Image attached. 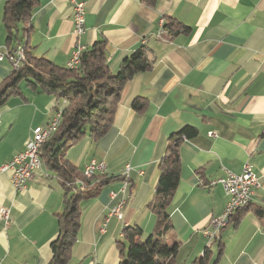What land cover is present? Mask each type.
Wrapping results in <instances>:
<instances>
[{
    "label": "crops",
    "instance_id": "1",
    "mask_svg": "<svg viewBox=\"0 0 264 264\" xmlns=\"http://www.w3.org/2000/svg\"><path fill=\"white\" fill-rule=\"evenodd\" d=\"M35 1L29 24L18 22L15 37L7 41L0 0V43H27V55L69 65L75 43L69 1ZM84 1L81 43L88 47L105 40L112 72L145 44L152 67L125 82L105 134L97 141L85 135L64 151L79 174L76 180L91 159L105 167L95 179L110 178L80 203L69 264H118L126 250L125 226L138 224L142 239L149 234L156 215L145 206L154 193L159 160L170 136L185 126L196 134L180 142L179 183L166 209L172 226L168 238L180 243L175 264H264V220L255 212L264 210V0ZM159 19L182 24L186 31L158 38ZM11 71L8 61H0V87ZM19 88L22 95L10 96L0 107V166L24 149L33 127L47 124L56 106L65 103L32 91L24 81ZM135 98L145 103L141 111L131 106ZM245 162L259 186L250 205L236 211L208 245L202 231L227 202L222 186L209 182L226 171L239 173ZM128 166L122 220L107 217L124 195ZM94 181L80 190H93ZM63 197L61 178L44 163L22 190L14 188L9 170H0V208L6 207L11 219L5 226L0 218V264H47Z\"/></svg>",
    "mask_w": 264,
    "mask_h": 264
},
{
    "label": "trees",
    "instance_id": "2",
    "mask_svg": "<svg viewBox=\"0 0 264 264\" xmlns=\"http://www.w3.org/2000/svg\"><path fill=\"white\" fill-rule=\"evenodd\" d=\"M35 7V0H4L2 22L7 41L15 37L18 22L29 24ZM24 30L27 31V28ZM183 31H186V26L182 24L164 22L163 34L158 38L173 36ZM20 45L26 59L18 69H12L0 87V107L10 96L22 95L19 88L22 81L32 91L46 92L65 102L60 110L56 130L41 145L40 159L49 170L57 173L64 188L62 211L58 214L59 229L56 237L50 242L51 258L47 264H69L80 229V203L84 199L94 197L100 186L110 178L96 180L95 175L88 178L82 172L83 175L76 180L79 174L75 167L63 158L64 151L69 143L85 135L97 141L106 133L112 124L125 82L135 73L151 69L152 60L148 56L149 49L142 44L138 50L122 60L116 72H112L107 64L106 42L98 40L91 46H86L76 67L59 66L46 58L32 57L29 53L27 55V43ZM144 105L140 98H135L131 104L137 111H141ZM195 134V128L185 126L170 136L159 160V175L154 193L145 206L156 215L154 227L143 239L142 228L138 224L123 228L126 250L121 251L118 264H175L180 243L168 238L172 226L166 209L179 183L180 142L183 138H191ZM92 181L97 185L89 192L78 187V182L89 186ZM255 212L264 220L263 209L257 208ZM203 259L201 257L198 260Z\"/></svg>",
    "mask_w": 264,
    "mask_h": 264
},
{
    "label": "built area",
    "instance_id": "3",
    "mask_svg": "<svg viewBox=\"0 0 264 264\" xmlns=\"http://www.w3.org/2000/svg\"><path fill=\"white\" fill-rule=\"evenodd\" d=\"M72 10L73 21V35L75 36L74 48L67 60L66 64H73L75 67L80 62L82 52L85 50L86 45L81 43L80 37L85 32V1L84 0H68ZM163 19H159L156 36L160 37L162 32ZM8 61L13 69H18L22 63L19 59L17 45L8 47L0 43V61ZM57 107V106H56ZM58 108V107H57ZM60 110L54 111V115L49 122L43 126L37 125L31 129V135L25 143V147L20 152L13 155L8 161L0 166V170H9L10 179L15 189L22 190L26 188L27 182L32 178L33 171L43 165L41 159H35V152H41V141L47 136L52 134V126H58L60 119ZM209 135L214 136V131H209ZM103 163L91 159L84 167V176L88 178L93 177L94 173L103 171ZM129 166L126 167L123 176L124 183L121 191L124 195L115 200L114 204L110 207L107 217L114 216L118 220L122 219V209L126 202V186L129 178ZM210 184H220L227 196L226 205L217 219H213L210 223V228L203 229V235L208 240L216 239L219 236V231L224 227L231 218V209L233 204L238 202L244 197H253L254 189L259 186L258 178L249 162H245L242 170L239 173L226 171L225 175L212 179ZM117 193H112L115 198ZM105 218V221L107 220ZM0 218L4 225L7 226L10 222L9 210L6 207L0 208ZM102 231L103 228L101 229Z\"/></svg>",
    "mask_w": 264,
    "mask_h": 264
},
{
    "label": "bare ground",
    "instance_id": "4",
    "mask_svg": "<svg viewBox=\"0 0 264 264\" xmlns=\"http://www.w3.org/2000/svg\"><path fill=\"white\" fill-rule=\"evenodd\" d=\"M17 50H18V53H19V59H20V61L22 62V61L25 59V57H26L25 52H24V50H23V47H22L21 45H18V46H17ZM66 66H67V65H66ZM68 66H69V67H73L74 65H73V64H69ZM56 127H57V126H52V132H54V131L56 130ZM49 137H50V136H47V137H45L44 139H42V141H41V145H42L45 141H47ZM40 153H41V152H35V159H40ZM83 173H84V171H83ZM87 177H88V176H87ZM78 187L81 189V188L83 187V184H82V183H81V184H78ZM251 200H252V197H244V198H242L241 200H238V202H236L235 204H233V208L231 209V215H232L235 211H237V210H239V209H242V208L246 207L247 205H249V204L251 203ZM218 217H219V216L214 217L213 219H217ZM213 219H211L210 223H213Z\"/></svg>",
    "mask_w": 264,
    "mask_h": 264
},
{
    "label": "rangeland",
    "instance_id": "5",
    "mask_svg": "<svg viewBox=\"0 0 264 264\" xmlns=\"http://www.w3.org/2000/svg\"><path fill=\"white\" fill-rule=\"evenodd\" d=\"M72 32H73V30H72ZM18 45H20V43H19ZM73 48H74V45H73ZM72 50H73V49H72ZM25 59H26V58H25ZM24 61H25V60H24ZM24 61H23V62H24ZM10 65H11V64H10ZM67 66H68V65H67ZM11 67H12V66H11ZM12 69H13V68H12ZM30 135H31V134H30ZM29 137H30V136H29ZM27 140H28V139H27ZM27 140H26V141H27ZM45 142H46V141H45ZM7 161H8V160H7ZM96 161H97V160H96ZM98 162H100V161H98ZM100 163H103V162H100ZM103 165H104V163H103ZM104 168H105V167H103V171H104ZM103 171H101V172H103ZM96 173H97V172H96ZM96 173H94V175H95ZM99 173H100V172H99ZM94 175H93V176H94ZM78 183L81 184L82 182H78ZM216 217H217V216H216ZM120 220H122V219H120ZM205 242H207L206 244L209 245L212 241L210 242V240L207 239V241H205ZM209 248H210V250H212V252L215 254V252H214V251H215V249H214V245H213V244L210 245Z\"/></svg>",
    "mask_w": 264,
    "mask_h": 264
}]
</instances>
